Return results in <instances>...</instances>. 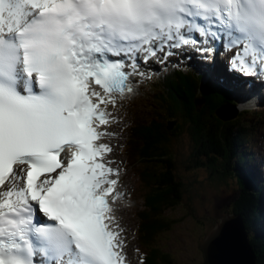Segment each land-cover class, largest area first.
<instances>
[{
    "label": "snow or ice",
    "instance_id": "obj_1",
    "mask_svg": "<svg viewBox=\"0 0 264 264\" xmlns=\"http://www.w3.org/2000/svg\"><path fill=\"white\" fill-rule=\"evenodd\" d=\"M188 47L264 78V0H0V264H128L109 106Z\"/></svg>",
    "mask_w": 264,
    "mask_h": 264
},
{
    "label": "trees",
    "instance_id": "obj_2",
    "mask_svg": "<svg viewBox=\"0 0 264 264\" xmlns=\"http://www.w3.org/2000/svg\"><path fill=\"white\" fill-rule=\"evenodd\" d=\"M154 87H152L153 92L147 91V93L152 94L151 99L155 109L162 115L161 109L166 115V120L180 119V121L174 130H170L167 123L159 119L150 122L141 121L138 115L135 119L133 115L137 113L134 108L131 111L133 106L128 110L132 129L128 133L126 144L123 145V151L128 159L126 167H133L134 173L136 171L135 175L143 185L142 199L145 204L138 212L140 233L143 236L141 245L142 249H146L141 256L142 264H174L172 256L170 260L167 259L169 253L165 251L163 244L159 245L158 236L169 231L168 226L171 221L168 219L167 210L181 204L184 199V185L181 181L183 177L181 174L179 178L177 177L176 166L174 163L169 165L167 158H173L171 155L175 151L173 139L185 133L187 129L198 154L200 147L207 145L204 154H210L211 150L217 152V155L210 157L212 161H216L215 157L224 159L222 164L211 163L212 172L220 181L225 182V185H230L232 183L230 180L235 179L234 182L237 184L235 190L239 195L233 201L232 209L243 216L250 233L251 244L258 256V264H264L263 188L256 182L254 173H246L239 169L248 162L246 157L248 154L246 155L245 152H249L250 149H244L245 152L242 153L238 149L244 143L255 144L261 132V127L258 126L261 121L258 120L257 123L255 121L253 125V121L242 112L233 121H222L216 114L217 108L226 102L236 104L239 101L223 86L204 83L202 76L197 72L191 74L183 70H174L166 78L160 77ZM199 90L205 97V103L200 109L195 103ZM219 133L224 134L226 138L223 147L218 144ZM173 156L176 157V153ZM196 160V164L200 166L202 161ZM143 162H147L149 166L145 170H139L138 164ZM163 162H166L168 171L157 174V171L163 172ZM211 182L217 183L214 179ZM157 184L159 186L156 191H151Z\"/></svg>",
    "mask_w": 264,
    "mask_h": 264
},
{
    "label": "rangeland",
    "instance_id": "obj_3",
    "mask_svg": "<svg viewBox=\"0 0 264 264\" xmlns=\"http://www.w3.org/2000/svg\"><path fill=\"white\" fill-rule=\"evenodd\" d=\"M171 58L172 62L182 63L179 60H182L184 57H168ZM164 63H159L154 61L150 67H148V71L155 70L157 67L162 66ZM147 78V75H144V79ZM159 81V80H158ZM151 86L157 85V82ZM146 91L153 92L149 86L143 87L142 90L135 96L133 99H126L124 103L120 100V104L113 108L109 106V111L113 113L115 119L118 120L119 124L117 126H107V131L115 134L109 135L105 138L104 142L108 143L113 151L108 155L113 158V165L115 168L120 169V177H123V183L121 185V193L124 196L132 195V200L127 198L125 203L128 205L129 209L127 210H119L116 209V217H120L118 219V223H122L120 227L124 229L123 235L126 238L127 246L125 248V252L127 249V253L129 255V260L131 264H142L141 263V255L145 252L142 249V235L140 233L139 227V219H138V211H140L143 207V199L142 202L136 199L137 191L132 192V188L136 189L138 186V179L134 175L133 171H126L124 168V162L127 158L123 152V145L126 144L128 139V132L130 130L129 126L132 123L130 114L127 112V107L132 106L136 111L138 118L141 121H149L150 119H157L155 116V105L151 99L152 94L147 93ZM120 115L125 117V121L120 120ZM248 119L254 120L255 117L251 114H247ZM114 119V120H115ZM161 121V117L159 118ZM214 123H217L216 120L211 118ZM113 120V121H114ZM115 120V121H116ZM112 124L114 125L115 121ZM220 134V133H219ZM225 137L223 134H220V139L218 144L222 147L225 144ZM173 149L175 150L171 155L173 158H167L168 164L174 163L176 166V175L179 178L180 174L183 179H179L183 182V194L185 193V198L180 207L177 205L172 206L171 209L167 211L168 219L171 221L169 223V231L162 233L160 236L159 245L165 247V251L167 254V259L170 260L172 256V260L174 264H199L204 260L203 257V249L201 248V242L205 238V235L208 234L216 225V222L219 220V217L222 216L227 210V203L231 202L232 204L234 198H236L239 194L235 190L237 184L233 180H230L232 183L230 185L225 184H217L212 183L211 180L220 181L217 178V175H214L211 168V163L222 164L224 161H219L220 157H215L216 161H208L207 155L204 154V151H207V145L200 147V153L198 154V150L194 149V141L187 131L180 136H177L173 139ZM219 147V146H218ZM203 148H205L203 150ZM221 148V147H219ZM170 149V148H168ZM216 153V151L211 150ZM174 153H176V157H174ZM169 159H172L169 161ZM196 159L201 160L206 164L196 166ZM168 168L163 170L167 172ZM212 172V173H211ZM159 174V172H156ZM139 194V193H138ZM140 199V194L138 195ZM120 199H122L120 197ZM121 212L122 214L121 218ZM233 212V209L230 210ZM139 228V229H138ZM137 232H139L137 234ZM144 240V239H143ZM127 255V256H128ZM128 261V259H127ZM129 262V261H128Z\"/></svg>",
    "mask_w": 264,
    "mask_h": 264
},
{
    "label": "water",
    "instance_id": "obj_4",
    "mask_svg": "<svg viewBox=\"0 0 264 264\" xmlns=\"http://www.w3.org/2000/svg\"><path fill=\"white\" fill-rule=\"evenodd\" d=\"M203 103V99L197 100L198 106ZM217 114L224 121L235 117L233 107L227 103L218 108ZM176 125L177 121H171L169 129L173 130ZM138 166L139 170H145L149 165L143 162ZM227 205L229 207L231 202ZM201 248L204 260L199 264H258V257L249 241L243 216L229 210L206 234Z\"/></svg>",
    "mask_w": 264,
    "mask_h": 264
},
{
    "label": "bare ground",
    "instance_id": "obj_5",
    "mask_svg": "<svg viewBox=\"0 0 264 264\" xmlns=\"http://www.w3.org/2000/svg\"><path fill=\"white\" fill-rule=\"evenodd\" d=\"M214 60L217 62L218 60H217V57L214 55ZM152 61H154V60H152ZM217 66L218 67H221L219 64H217ZM223 68H225L224 66H223ZM228 74L230 75L231 73L230 72H228ZM237 81H238V83L240 84V85H243L245 82H246V77L245 76H239L238 78H237ZM237 86V85H236ZM141 88H142V86H139V84H137L136 85V87H135V89H137V91H140L141 90ZM135 93H136V90H135ZM204 93H205V91H204ZM240 109H241V105H239L238 106ZM254 108H258V105L257 104H255L254 106H253ZM252 109H250V110H248V112H250ZM121 117H120V120L119 121H121V123H122V120L123 121H125L126 119H125V117L123 116V115H120ZM134 116V118L136 119V115L134 114L133 115ZM116 120V119H115ZM114 120V121H115ZM117 120H118V116H117ZM117 120L115 121V123H114V125L112 124V123H110V126H117L118 124H119V122H117ZM113 121V122H114ZM253 131V130H252ZM255 134H257L258 135V133L257 132H255V131H253ZM109 133H110V131H109ZM111 133H113L112 132V130H111ZM115 136V135H114ZM109 155V154H108ZM125 156H127L126 154H125ZM107 159L108 160H111V161H113V158L112 157H107ZM110 166H113V163L110 165ZM122 185V183H121V180H119V184H118V187H120ZM114 208L115 209H118V211L120 210H126V212H127V210L129 209V207H128V205H126L125 203H123L122 201H116V203H115V205H114ZM139 212V211H138ZM122 214H125L124 212H121V218H123L122 217ZM119 217H120V214H119ZM118 217V218H119ZM120 225L122 226V223L120 222ZM127 251V250H126ZM127 253V252H126ZM128 255V254H127ZM127 259H128V264H131L130 263V260H129V255H128V257H127Z\"/></svg>",
    "mask_w": 264,
    "mask_h": 264
},
{
    "label": "clouds",
    "instance_id": "obj_6",
    "mask_svg": "<svg viewBox=\"0 0 264 264\" xmlns=\"http://www.w3.org/2000/svg\"><path fill=\"white\" fill-rule=\"evenodd\" d=\"M199 107V106H198ZM198 109H200V108H198ZM160 112L162 113V115L159 113V111H157V109H155V116L157 117V119H159L160 117H161V119L163 120V122H166L167 123V126H168V128H169V124H170V122L171 121H177V125H178V123H179V121H180V119H169V120H166V115L162 112V110L160 109ZM136 115V117H137V114H135ZM157 119H155V120H157ZM153 119H150L148 122H150V121H152ZM160 120V119H159ZM224 121V120H223ZM225 122V121H224ZM176 125V126H177ZM176 127H174V129H175ZM130 129H132L131 128V126H129V129L128 130H130ZM173 129V130H174ZM131 131V130H130ZM129 133V132H128ZM184 134V133H183ZM124 152V151H123ZM124 154H126L125 152H124ZM127 157V156H126ZM165 157V156H164ZM127 164H128V159L126 158L125 159V162H124V168H125V170L126 171H133L134 172V170H133V167L131 166V167H126L127 166ZM200 165V164H199ZM196 166H198L197 164H196ZM166 168V162H163V169H165ZM206 168H207V165H206ZM135 173H136V171H135ZM135 173H134V175H135ZM163 172H159V174H162ZM165 173V172H164ZM136 176V175H135ZM136 178L138 179V181H139V178L136 176ZM216 182H217V184H219V181H217V180H215ZM140 186H143L142 185V183H141V181H140ZM159 185L157 184V185H155V186H153V188H152V190L151 191H156V188L158 187ZM184 198H185V195H184ZM183 201H184V199H183ZM183 201H182V203H183ZM182 203L181 204H177V206L178 207H180L181 205H182ZM145 204V203H144ZM172 208V207H171ZM168 211V210H167ZM206 236V235H205ZM203 257H204V254H203ZM141 262H142V260H141Z\"/></svg>",
    "mask_w": 264,
    "mask_h": 264
}]
</instances>
